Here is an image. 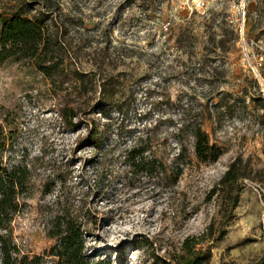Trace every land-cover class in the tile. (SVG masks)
<instances>
[{"label":"rangeland","instance_id":"374dc122","mask_svg":"<svg viewBox=\"0 0 264 264\" xmlns=\"http://www.w3.org/2000/svg\"><path fill=\"white\" fill-rule=\"evenodd\" d=\"M52 1L71 47L64 84L0 61V120L15 135L3 167L27 173L0 236L29 263L58 264L49 229L70 213L91 261L160 264L213 223L207 264H255L264 254V0ZM16 2L0 0V15ZM196 122L221 149L217 160L200 162L193 139L178 136ZM147 136L166 168L159 175L125 158ZM234 162L243 177L232 209L236 190L218 183Z\"/></svg>","mask_w":264,"mask_h":264},{"label":"trees","instance_id":"16d2710c","mask_svg":"<svg viewBox=\"0 0 264 264\" xmlns=\"http://www.w3.org/2000/svg\"><path fill=\"white\" fill-rule=\"evenodd\" d=\"M16 7L12 11H2L0 19L2 28L0 33V61L21 62L42 73L52 84H64L62 76L70 70L71 57L68 45L66 23L58 20V15L52 0H16ZM253 12H249L253 14ZM224 37H220L218 44H223ZM103 51V48L100 49ZM77 80L84 82V75L77 73ZM109 84L108 76H100L103 90ZM110 96L114 94L109 93ZM262 107L264 108V101ZM60 110L62 118H71L72 114ZM69 110H72L69 108ZM5 117L3 121H8ZM0 120V227L7 228L6 223L11 220L18 208L19 188L23 186L26 169L14 168L7 170L3 167V157L15 139L14 130L8 129ZM179 135L186 132L193 139L194 155L200 162H211L218 159L221 149L213 144L203 123L182 124L178 128ZM181 147L177 160L183 159L186 147L182 139L178 138ZM126 161L137 173L159 175L166 170L163 164L151 154L149 137H141L126 153ZM179 164V161H177ZM177 164L176 174L183 173V168ZM236 163H232L218 186L220 189L228 185L236 190L232 197V209L239 202V192L235 187L243 174L235 173ZM213 223L207 232L199 236H188L183 240L179 253L169 258L155 257L160 264H207L212 258L211 248L202 247L205 235H209ZM49 235L55 239L50 255L57 258L58 264H111L108 260L91 261L85 254V229L82 222L70 213L57 215ZM1 264H27L29 257L20 258L17 248H10L4 235L0 236ZM16 254V256H14ZM41 257L35 256L29 264H39ZM255 264H264V254Z\"/></svg>","mask_w":264,"mask_h":264}]
</instances>
